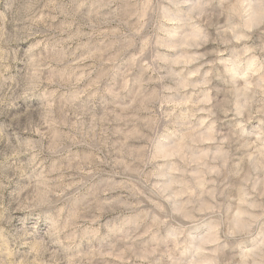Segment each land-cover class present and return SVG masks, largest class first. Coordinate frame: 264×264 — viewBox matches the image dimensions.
Instances as JSON below:
<instances>
[{
	"label": "clouds",
	"instance_id": "obj_1",
	"mask_svg": "<svg viewBox=\"0 0 264 264\" xmlns=\"http://www.w3.org/2000/svg\"><path fill=\"white\" fill-rule=\"evenodd\" d=\"M0 264H264V0H0Z\"/></svg>",
	"mask_w": 264,
	"mask_h": 264
}]
</instances>
